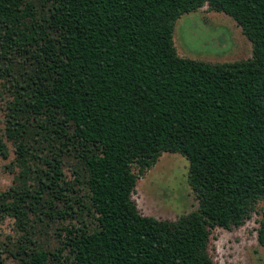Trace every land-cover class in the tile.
<instances>
[{"label": "trees", "instance_id": "1", "mask_svg": "<svg viewBox=\"0 0 264 264\" xmlns=\"http://www.w3.org/2000/svg\"><path fill=\"white\" fill-rule=\"evenodd\" d=\"M204 5L250 57L177 52L176 20ZM0 109V264H215L211 230L254 211L264 246V0H0ZM163 152L197 200L176 219L132 198Z\"/></svg>", "mask_w": 264, "mask_h": 264}, {"label": "rangeland", "instance_id": "2", "mask_svg": "<svg viewBox=\"0 0 264 264\" xmlns=\"http://www.w3.org/2000/svg\"><path fill=\"white\" fill-rule=\"evenodd\" d=\"M173 40L181 56L209 62L245 59L251 56L252 45L240 26L229 15L208 8L182 14L175 22ZM0 109V135L4 126ZM5 139V138H4ZM7 158L0 157V190L8 188L14 173L7 166L14 157L12 145ZM189 162L176 152H163L154 165L138 177L132 198L144 215L176 219L197 207V200L188 182ZM68 177H72L65 169ZM264 203L257 205L259 211ZM257 211L243 224L211 230L209 252L215 264H264V246L257 241ZM10 218L0 219V239L13 234ZM4 264H14L6 257Z\"/></svg>", "mask_w": 264, "mask_h": 264}]
</instances>
